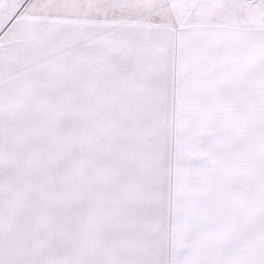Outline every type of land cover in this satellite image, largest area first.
Segmentation results:
<instances>
[{"label": "snow or ice", "instance_id": "6c2138e0", "mask_svg": "<svg viewBox=\"0 0 264 264\" xmlns=\"http://www.w3.org/2000/svg\"><path fill=\"white\" fill-rule=\"evenodd\" d=\"M0 264H264V0H0Z\"/></svg>", "mask_w": 264, "mask_h": 264}]
</instances>
